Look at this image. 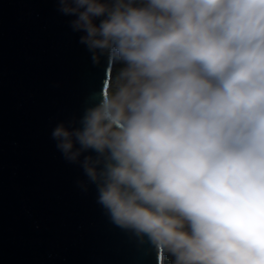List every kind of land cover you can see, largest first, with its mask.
Instances as JSON below:
<instances>
[{
	"label": "clouds",
	"instance_id": "obj_1",
	"mask_svg": "<svg viewBox=\"0 0 264 264\" xmlns=\"http://www.w3.org/2000/svg\"><path fill=\"white\" fill-rule=\"evenodd\" d=\"M59 2L94 62L124 65L52 133L69 160L98 154L83 166L113 222L163 262L264 264V0Z\"/></svg>",
	"mask_w": 264,
	"mask_h": 264
},
{
	"label": "water",
	"instance_id": "obj_2",
	"mask_svg": "<svg viewBox=\"0 0 264 264\" xmlns=\"http://www.w3.org/2000/svg\"><path fill=\"white\" fill-rule=\"evenodd\" d=\"M75 19L59 0H0V264H163L100 203L83 166L98 154L69 160L53 138L82 127L113 67L106 53L94 62Z\"/></svg>",
	"mask_w": 264,
	"mask_h": 264
},
{
	"label": "rangeland",
	"instance_id": "obj_3",
	"mask_svg": "<svg viewBox=\"0 0 264 264\" xmlns=\"http://www.w3.org/2000/svg\"><path fill=\"white\" fill-rule=\"evenodd\" d=\"M137 2H139V0H137ZM124 65L120 62H113V67H112V70H111V74H110V77H109V82H108V85L112 82H114L115 80V77L117 75V73L119 72V70L123 67ZM165 257V260L163 262V264H173V260L174 258L168 254V253H165L164 255Z\"/></svg>",
	"mask_w": 264,
	"mask_h": 264
},
{
	"label": "trees",
	"instance_id": "obj_4",
	"mask_svg": "<svg viewBox=\"0 0 264 264\" xmlns=\"http://www.w3.org/2000/svg\"><path fill=\"white\" fill-rule=\"evenodd\" d=\"M164 253H166V252L164 251ZM164 260H165V258H164Z\"/></svg>",
	"mask_w": 264,
	"mask_h": 264
}]
</instances>
